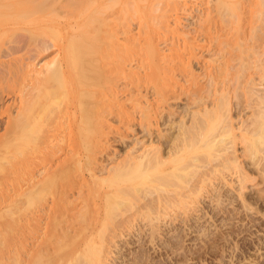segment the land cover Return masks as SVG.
<instances>
[{
  "label": "bare ground",
  "instance_id": "1",
  "mask_svg": "<svg viewBox=\"0 0 264 264\" xmlns=\"http://www.w3.org/2000/svg\"><path fill=\"white\" fill-rule=\"evenodd\" d=\"M216 1L217 4L214 7L218 14L220 13L217 19L221 17L219 20L216 19V22H220L222 29L227 31L229 26L236 24L234 29L239 34L245 25L250 27L253 23V17L246 20L240 17L243 9L242 5L246 2L253 4L259 0ZM178 2V0H0V118L5 113L7 115L5 120H0V130L2 131L0 132V160L7 158L9 162V168L4 166L1 171L6 174H16L18 171L26 169L25 164L20 162L19 155L32 154L36 149L35 147H40L38 145L40 141L37 142V137H35L36 129L39 128L40 131L47 130L46 132H48L49 125L53 124L49 120L52 119V116L45 118L43 114L50 116L54 113H62L57 120L61 121L62 119L63 121H59L60 125L65 122L63 126H65V129L71 128L72 133L74 132L72 135L77 132L76 138H71L70 142H68L67 137L63 138L68 148L70 147L74 152L71 159H69L70 164H67L69 168L67 165L64 166L65 172L70 173L73 167L77 171L82 170V174H80L82 180H79L78 184H75L77 183L75 180L74 184L72 183L70 186L74 194L78 192V197L67 201V203L69 202L67 206H69L66 209L70 214H65L69 217H66L67 220L72 218L83 220L85 225L81 224L80 220H76V222L73 220L75 222V224L73 223L74 227L78 222L82 226L77 224L76 227H83V230L80 228L82 231H78L79 228H75L79 233L76 232L75 235L72 232V235L71 231H74L72 225V228L68 227V229H71L69 232L68 229H65L62 234L52 236L49 241L45 240V242L38 244L32 234L33 230L30 231L29 229L27 231L25 227L26 221L30 222L33 216L26 215V217H22L18 223V228L15 229L19 237L18 242L16 241L14 253L16 264H176L177 258L181 259L180 256L189 261L196 251L185 245L184 242L186 237L195 231L193 230V224L189 223L191 222L189 220L193 219H190L191 213L197 212L198 214V212H203L205 209L201 205L202 196L209 193L208 196L212 201H216L213 208L214 214H211V212L209 214V211L206 210L203 212L205 215L209 214L212 219L221 213L222 215L224 213L230 215L231 213L235 215L234 217H236V214H240L238 208L229 209L226 205L223 206L227 199L234 197L230 195V190L225 189L224 186L237 190L238 196L247 206L243 194L247 188V182L255 179L252 176V172L255 170L253 168L248 169L247 163L242 162L241 157L243 155L239 153L237 145L239 143L245 144L246 152L244 154L254 160V163H252L255 166L261 163L258 158L264 157V155L259 156L261 152L264 153V67L261 71L260 78L263 80L261 84L254 82V77L249 78L253 83V86L247 91L248 98H250L251 115L246 118L242 117L236 123L232 113L234 109L231 104L232 99H229L231 96L226 94L227 89L224 88L226 84L225 86L222 85L223 88L221 87V89L220 84L214 82L216 83L213 86L215 91H208L209 95L213 96L215 92L219 91L220 93L221 91V97L217 93L219 98L212 97L214 100L212 102L208 101L206 100L207 97L202 94L203 86L197 88L193 93V95H197L196 98L193 97L195 100H192V104L189 103L190 108L193 110L188 109L177 121L179 110L172 108L173 106L167 108L165 104L163 105L169 95L166 85L171 87V83L166 79V72L162 71L163 67L160 65L159 58L162 54L156 46V42H154L155 36H152V33L157 32V29L162 27V22H168L170 16L168 12L176 7ZM212 17L209 14L208 18L212 19ZM136 18L140 19L141 24H143L140 26V30L146 34L148 33V35H143L141 31L139 35H133L129 33V30H124L127 33L126 40L129 41L123 43L124 41L122 42L117 38L119 36L115 25H128L131 20H136ZM159 24L161 25L159 26ZM21 30L29 33L27 39L32 44L39 42V36L41 39L42 37L44 39L45 37L50 38L47 39L51 41L52 46L59 48V55L56 58L43 61V65L40 64V69L37 68L34 61H31L33 57L28 60L24 57L25 54L18 56L17 48L20 46L17 47L15 44L16 47L13 45L15 48H12L6 43L12 41L14 36L19 33L18 31ZM20 36L22 35L20 34ZM20 36L18 34V37ZM103 36L109 39L111 45L110 43L107 44ZM7 37L8 41L5 43ZM21 39H17V41ZM114 39H116L115 44L117 46L113 45ZM42 41L45 42V40ZM102 41L103 44L105 41L107 46L111 47L109 48L111 51L119 50V46H123L128 51H126L127 53L136 50H139L140 53L141 51L148 52L155 59H153V65L150 67L143 65L145 68L148 67V71L143 74L138 73V71L136 73L133 70L127 72V68L122 67V65L113 67L108 60V56L113 53L103 52V49L106 51L108 48L103 47ZM44 42H42L43 45L39 43L41 48H38V44H36L38 48L36 50L40 54L49 48V44L44 45ZM183 46L188 52H192L193 46L187 43L182 45L184 49ZM3 57L8 59L3 60ZM28 57L30 59V56ZM170 57L173 59L175 56ZM176 58L182 62L185 59L182 54ZM241 66L243 67V65ZM247 67L249 68L246 65L245 69ZM172 69L175 71V66ZM120 74L133 80L131 83L140 92V89L144 87L143 84L152 82L159 95L156 102L149 100L147 106H144V103L139 106L140 102L139 105H136V108L137 106L141 107L140 112H142V115L137 122L144 127L143 137L136 138L133 142L124 138L123 142L126 143L129 150L123 154L122 158H113L111 160L113 166L109 167L99 163L96 153L101 149L100 147H103L104 134L110 133L112 130H105L106 125L102 124L106 120L105 112L104 114L99 113V109L98 112H95L96 109L94 110L92 106L94 104L96 108L99 105L101 107L106 97L111 99L112 96L117 94V89L105 82L111 83V80L117 75L116 78H119ZM167 78L170 79L169 76ZM170 81L172 80L170 79ZM134 92L138 93L135 89ZM211 92L214 94L211 95ZM217 94L215 95L218 96ZM9 95H13L15 98L11 103L6 104L5 96ZM142 95L139 98L144 97ZM210 96L209 98H211ZM133 97L131 95V99ZM237 104L241 106L242 103ZM126 114L124 112L121 115L124 119L123 122L127 123L126 128L135 130L133 128L135 123H132L128 116L126 118ZM165 125H168V128H161ZM112 126L110 124L106 128H112ZM174 128L175 130L171 131ZM163 129H169L170 131L165 132L166 130ZM156 131L158 132L156 133ZM118 133L121 132L118 130ZM125 133L123 132V135ZM90 146H93L90 149L91 151H88L90 153L83 154L82 149ZM201 149L208 150L211 155L220 156V160L216 162L214 157V159L211 157L199 158L197 154H195L197 158H190L192 161L188 160L187 155L189 156V152L193 151L195 153ZM83 155H86V160L82 159L84 158ZM66 160L64 161L66 162ZM212 162L215 163L212 164ZM62 164L64 165L63 161ZM207 169L211 170L210 173L213 175L228 170L232 179L222 175L224 186L211 181L212 189H210L207 180L211 178V174ZM262 170L264 171V169ZM53 173H47L38 184L34 182L30 183L31 185L29 184V189L24 193L28 198V202L35 201L34 196L31 194L34 189L36 190L35 187L39 183L41 187H49L50 189L54 179ZM196 176H198L197 183L194 180ZM233 176L235 177L233 178ZM68 183V185L71 184V182ZM65 187L67 188V183ZM86 187H88L87 190ZM70 189L67 188L66 191ZM15 197L14 194L2 195V198H0V213L9 210V206L16 205V201H12ZM9 200L12 202H9ZM16 208L14 207V210ZM24 210L26 208L22 209V211ZM96 214L98 217H96ZM180 214L185 216L182 217ZM230 217L233 218V216ZM251 218L254 219L253 216ZM252 219L249 221H252ZM94 221L95 225H92ZM88 222L91 224L88 226L91 227L90 233L87 234L84 228ZM181 222L184 226L181 225ZM108 225L114 226V229L116 227L122 228L118 229L119 233H114L117 234L116 236L112 233V230H114L112 228L110 231H112V238L113 235L115 237L113 238L114 241L111 239L112 242L104 244L108 238L105 237V239L102 235L107 233L105 232L107 229H111ZM104 229L106 230L104 231ZM81 232L86 234L83 235ZM2 233L3 229L0 230V240L5 232ZM102 237L105 239L104 242ZM65 240L73 242L72 246L76 244V247H73V256L67 253V255L61 254L58 257L56 255L51 258L53 248L61 246V242H65ZM263 242L262 240L258 247ZM58 243L60 244L58 245ZM135 243L139 244V250L135 253L133 251L132 258H129L125 254V248V251H123V247L126 244V246L132 248ZM181 249L184 250L183 254L179 252ZM71 251L73 250L71 249ZM154 253H157V255L165 254V257L162 256L161 259L158 256L159 259L155 260ZM166 255L168 256L166 257ZM3 258L4 255L3 257L0 256V260ZM49 258L51 260L45 262Z\"/></svg>",
  "mask_w": 264,
  "mask_h": 264
},
{
  "label": "rangeland",
  "instance_id": "2",
  "mask_svg": "<svg viewBox=\"0 0 264 264\" xmlns=\"http://www.w3.org/2000/svg\"><path fill=\"white\" fill-rule=\"evenodd\" d=\"M178 1H179L178 5L174 8H172L173 10L171 9L168 12V14L170 15L168 22H162L163 23V24L161 23L162 27L160 29H157L158 30L157 32L152 33V36H155L154 42H156V44H157L156 46L158 47L160 53L162 54L159 57L160 61H161L160 65L163 67L162 71H165L166 76L167 77L169 76V78L172 80V81H170V79H168L165 76L167 81H169L171 83V87L168 86L169 87L168 88L166 85V88L169 90L168 91L169 95L167 96V98H168L167 101L165 103H163V105L165 104V106H167V108L169 106H173L172 108L179 110L178 114H177V121H178L179 120L178 118L181 115L185 114V112L188 109H191L189 103L191 102V104H192L193 101L195 100L193 97L196 98L197 95H195V94L193 95V93H195V90L197 88L203 86L202 87V94L207 97L206 100L212 102L214 100L213 98H215V97L219 98V95H220V97L222 95L221 91H220V93H219V91H217V93H219V95L215 92V94H217L218 96H216L214 93H212L214 88H215L213 86H215L216 83H218V84H220L219 87L223 88L222 85L225 86V84H226L227 87L225 86L224 88L227 89L226 94L228 96H231L229 99L230 100L232 99L231 104H232V107L234 108L232 110L233 111L232 113L234 114L235 122L238 123L239 120L242 119V117L246 118L247 116L251 115V112H252L251 108L249 107L250 98H248L249 96L247 95V91L253 86L252 80L250 81V79H252L254 77L253 78V79H255L254 82H256L258 84L259 83L261 84L263 82L262 78H260V77H261V71L263 70V67H264V4H263L264 0H259L257 2H254L253 4L246 2L245 4L242 5L243 9L241 10L240 17L244 20H246L250 17H253L254 21H253V23H251L250 27H249V25H245V27L241 30V32L239 34L234 29V28H236V24L231 25V27L229 26L228 27L229 30L226 31V30L221 28L220 22H216V19L220 14V13L218 14V11L214 7L217 4L216 0H178ZM216 13H217V15H216ZM262 13H263V16H262ZM209 14L211 16H213L212 19L208 18ZM258 14H260V15L258 16ZM220 18L221 17H219V19ZM219 19H217V20H219ZM211 20H213V21H211ZM161 24H159V26ZM118 25H115V26H117V27H115V29L118 31L117 35L119 36V37H117V36L116 37L119 38L122 42L124 41L123 43H125V41H127V42L129 41V40H126V37H127V33L125 32L126 30L127 31L129 30L130 31L129 33H132L133 35L134 34L139 35L140 31L143 32L142 30H140L141 29L140 26H142L143 24H141L140 19H137V18H136V20L135 19L131 20V22L128 25H124V24H118ZM129 27H130V29H129ZM142 29L144 30V28H142ZM18 32H19L18 33L19 36H20V34L22 35V36H20V37H23L22 39L20 37H18V34H17L16 35L17 38H15L16 36H14L13 39L11 38L12 41H8V37H7V40L5 41V43L8 41V43H6V44H8L9 47H12V48L16 47L15 44L17 45V47L20 46L21 48L20 47L17 48V50H18L17 55L22 56V54L23 55L25 54L24 57L28 58V60H31L33 57V60H31V61H34V63H36L38 69H40L39 68L40 64L42 66L43 65L42 63H44L46 60L56 58L59 55V51H60L59 48L57 46H52L51 41L48 40L50 38L47 37L48 38L47 39L45 37V39H44L42 37V39H41V37L39 36V38H40L39 42H36V44H38V48H41L40 44L42 42H44V41L41 42V40H45L44 45L49 44V48L40 54L36 50V49H38L36 47V44H32L30 42V40L27 39V38H29V36H28L29 33L25 32L23 30L18 31ZM142 34L145 35L146 33L143 32ZM147 35H148V33L146 34V36ZM253 35H254V37H253ZM225 36H227V37H225ZM11 39H9V40H11ZM17 39H21L20 41L18 40L20 42L19 44L17 43L18 42ZM103 39H105L107 44L110 43V45H111V42L108 41L109 40L108 38L103 36ZM115 40L116 39L113 40V42H114L113 45L117 46L115 44ZM13 41L15 42L14 44H13ZM105 41H104V44L102 41V44H103V47L106 49L108 48V50L104 51L105 49H103V52L104 53H111L112 52L114 54V55L112 54L111 56L110 55L108 56V60L112 63L113 67L114 66L116 67L118 65L119 66L122 65V67L127 68V72L133 70L134 72L136 71V73L138 71V73L143 74V73H145V71L146 72L148 71V67L145 68L143 65H146L149 67L151 65H153V62L155 59L151 56L150 53L148 54V52H144V51H141V53H140L139 50L127 53L128 51L123 46H119V48H120L119 50L121 52L119 50L111 51L109 49L111 47H108ZM185 43L193 46V48L191 50L192 52H188V50L184 46H183L184 49L182 48V45H185ZM13 45L15 47H13ZM42 45H43V43H42ZM5 52H3V53H5ZM171 54L173 56H175L174 57L175 59L174 58L172 59V57H170V56H172ZM180 54H182V56L184 55V57H185L183 62L180 61L178 58H176ZM148 55H149V57H148ZM28 56H30V59ZM189 56H191V57H189ZM141 58H143V59H141ZM169 58H170V61H169L170 63L168 62ZM2 59L7 60L8 58L3 57ZM171 59H172V62H171ZM241 63H243V64H241ZM245 64L247 66H249V68L247 67L245 69V66H246ZM241 65H243V67ZM173 66H175V71L173 69L171 70V68ZM240 67H242V68L240 69ZM192 70H193V75L191 76ZM149 71H150V69H149ZM195 74L197 77L194 76ZM220 74H221V76H220ZM119 76H120L119 78H116V77H118V75H117L114 79H112L111 83L110 82L108 83V81L105 82L110 86L111 85L114 86V88L117 89V92H116L117 94L112 96L111 99L106 97L105 102L101 105V107L99 105V107L97 106L98 108H96V106H94V104H93V106L91 105L94 108V110L96 109L95 112L96 111L98 112V109L100 111L99 113L104 114V112H105V117H106L105 121L106 122L103 121L102 124L106 125L105 130H107V131L112 130V132L104 134L105 138L102 141L103 147H100L101 149H99V151L96 153V156H97L99 163L100 164L103 163V165L109 166V167L113 166V164H112L113 162H111V160H113V158L114 159H116L118 157L122 158L123 154L129 150V147L126 145L125 142H123L124 138L127 141L133 142L136 138L143 137L144 127H142V125H140L137 122L140 120L141 115H142V112H140L141 107H139V106L143 105V103H144V106H147V103L149 100H151V102L153 100L156 102L157 98H158L157 96L159 95V93L156 92V90L154 88V84H152V82L147 83L148 85L143 84L144 87L142 86L143 88L140 89L141 90V92H140L131 83L133 80L128 79L126 77H123L121 74ZM193 77H196V78H193ZM214 77H215V79H214ZM222 80H225V81H222ZM214 82H216V83H214ZM221 82H223V83H221ZM198 83H199V85H198ZM134 89L138 93L134 92ZM204 90L207 92L205 93ZM130 91H132V92H130ZM208 91H212L211 95H213V94L214 95L210 96ZM225 92H226V90H225ZM241 92H242V94H241ZM136 94L138 97L136 96ZM138 94H141L142 96H144V97H142L143 99L139 98V96H141V95H138ZM239 94H241V96H239ZM131 95H132V97L134 96L132 98L133 100L131 99ZM209 96L211 98L213 97L212 100H211V98H209ZM243 96H244V98H243ZM14 98L15 97L13 95L5 96L6 104H8L9 102L11 103L14 100ZM128 99H131V100H128ZM136 99L138 101L134 102V100H136ZM140 100H142V101H140ZM240 102L242 103L241 106H239L237 104ZM134 103H136V104H134ZM108 105H109V107H108ZM136 105H139V106H137V108H136ZM191 110H193V109H191ZM37 111H39V110H37ZM124 112L127 113L126 118L128 116L129 119L131 120V122L135 123V125L133 127L135 130L126 128L127 123L123 122L124 119L121 117V115H123ZM61 114L54 113V115H50V116L49 115L45 116V114H43V116L45 118H50L52 116L53 120L51 118L49 120H51L53 124L49 125L51 128L49 127L48 132H46L47 130L46 131L45 130L40 131L39 128L36 129L35 137H37V140H38L37 142L40 141L38 144V145H40V147H35L36 149L34 148L35 149V151H33L34 153H32V154L26 153V155L24 153V155L23 154L19 155L20 162L25 164L26 169H22V170L18 171V173H16V174H12V173L6 174V173L1 171V168H3L4 166H5V168H9L8 159L5 158L3 160L2 159L0 160V187H1L0 188V198H2V195H4V194L5 195L6 194H8V195L14 194V197L16 196L14 199H12V201H16L15 202L16 205H13L11 207L9 206L8 207L9 210L7 209L8 211L5 210L2 213H0L1 214L0 215V230L2 231V229H3V233L5 232L4 234L2 233L4 236H2V238L0 240V256L3 257V255H4V258L2 259L4 262L2 260H0V264H16L17 263L15 260V254L14 253H15V248H16V244L18 242L19 237H18L17 232H16L17 230L15 231V229L18 228L17 226H18L20 219L22 217H26V215H28V216L32 215L33 216L32 220L30 222L26 221L25 227H26L27 231L29 229H30V231L33 230L32 234L36 238L35 241L38 244L45 242V240L49 241L52 238V236L54 237L57 234L58 235L62 234L63 232H65V229L66 230L68 229V227L72 228V225H73L72 229L74 231H71V234H72V232L75 234L76 232L83 230L82 229L83 227L82 228L79 226L76 227L77 224H79V225H81L82 223L84 224L83 220L82 221H81V219L77 220L76 218H74V219L72 218V219L67 220V218H69L68 215L70 214V213L68 214V210L66 209L69 206V205L67 206V204H69V202L67 203V201L74 200L75 197H78V192L76 194H74L73 193L74 191H71L70 186L72 185V183L74 184L75 180L77 182L75 184H78V181L82 180V176L80 175V174H82L81 173L82 170L77 171L76 169H74V167H73L74 164H73L71 166V168L73 167L72 171H70V173L65 172L64 166H66L67 164H70L71 161L69 159H71L72 154H74V152L72 151V149L70 147L68 148V145H66L67 143L65 144V140L63 138L67 137L69 139V140L67 139L68 142H70L71 138H76L77 132H75V134L72 135L74 133V132L72 133L73 130L71 128L65 129V126H63V123L65 125V122H62V124L60 125V122L63 120L61 119V121H60V120H57V118L59 119L58 116H60ZM6 118H7V115L5 113L3 116H1L0 120H2V119L5 120ZM57 121H58L59 125H58ZM110 124L113 125L112 128H106L107 125H110ZM165 127L168 128V125L167 126L165 125L161 128H165ZM118 130H119V132L122 133V135H121V133H118ZM163 130H166L165 132H167L169 129H163ZM173 130H175V128L172 129L171 131H173ZM0 132H2V131L0 130ZM123 132L124 133L126 132V133L123 135ZM157 132L158 131H156V133ZM136 134L137 135L139 134V135L137 136ZM106 136L109 138H107ZM107 144H108V146H107ZM105 145L107 146V148ZM47 146H49V147H47ZM93 146H95V145H93ZM93 146L86 147V148L84 147L82 149L83 154L87 155L88 153H90L88 151ZM237 147L239 148L238 149L239 153H241L243 155V157H241L242 162L247 163L246 165H247L248 169L253 168L255 170L252 172V176L255 179L247 182V188L244 190V194H243V196L246 198L247 206L244 205L242 199L238 196L239 193L237 190L231 189L228 186H226V187L224 186V184L222 182L223 177H221L222 175L227 176V178H229V179H232V176L229 175L230 172L228 170L223 171V173H221V174H220V172H218V173H215L213 175L210 173L211 170L209 171L207 169L208 172L211 174L210 175L211 178L209 180H207V181H209V182H207V184H210L209 188L212 189L211 181H214L217 184H219V185L221 184V186H224L225 189H229L230 195L231 196L233 195L234 197H232L231 199H227L224 202L223 206L226 205L229 209L238 208V210L240 211V214L238 213V214H236V217H234L235 215H232L231 213H230V215L225 214V213H224V215H222V213H221L220 215L218 214L214 217V219H212L209 214H210V212H211V214L215 213L213 208L215 206L214 203L216 201H212L210 196H208V195H210L209 193H208V195L205 194L204 196H202L203 198H202V204L201 205H202V207L205 208L203 210V212H205V210H206V211H209V214L205 215L202 211L198 212V214H197V212L192 211L193 213H191L190 219L191 218H193V219L189 220V221H191L189 223L193 224V230H195V231H193L191 233V235L187 236L188 238L186 237V240L184 242L185 245H188V247H192L194 249V251H196V252L193 251L194 256L189 261H187V259H184L182 256H180L181 259L177 258L178 260H177L176 264H264V259H263L264 258L263 257L264 256V242L260 247H258L259 244L262 242V240L264 241V207H263V205H264V171L262 170V169H264V157L263 158L259 157L258 161H260L261 163L259 165L255 166L253 164L254 160L251 159V157L244 154V152H246L245 151L246 150L245 144L239 143L237 145ZM207 151L208 150H206V149H201L200 151H196L195 153L193 151H191V152H189L190 153L189 156L187 155V158H188V160L192 161L191 159H194V157H196L195 154H197V156H199V158H209V157L213 158L214 157L215 158L214 161L218 162V160H220V158H221L220 156L211 155V153L209 151L208 152ZM86 155H83V157H84V158H82L83 160L87 159L85 157ZM190 155H191V157H190ZM192 155H193V157H192ZM261 155H264V153L261 152L259 154V156H261ZM217 157H219V158L216 159ZM120 158H118V159H120ZM66 159H68V160H66ZM64 160H66V162ZM62 161H63L64 165L62 164ZM255 161H257V160L255 159ZM214 163L215 162H212V164H214ZM67 167H68V165H67ZM46 172L51 173V174L54 172L53 173L54 179H53L52 185L50 186V189H49V187L48 188L41 187V185L39 183L40 186L37 185V187H35L36 190L34 189L33 190L34 193L32 192V194H31L34 196L35 201L28 202V198L24 193L29 189V184L33 183V182L35 184H38V182L40 180H42L47 175ZM196 177H197V179H196ZM196 177L194 180H196L195 182L197 183L198 176H196ZM207 177L209 178V176H207ZM234 177L235 176H233V178ZM31 178L32 179L34 178V179L32 180ZM69 179H70V181H68ZM68 182H71V184L68 185L69 184ZM66 183H67V188L70 189V190H67L68 192L66 191L67 188L65 187ZM87 189H88V187H86V190ZM65 191L67 192L66 195H65V193H66ZM71 194H72V196H71ZM41 199H42V201H41ZM59 199H60V201L58 202ZM10 201L11 200H9V202ZM14 207L15 208L17 207V208L14 210ZM23 208H26V210L22 211ZM249 209H250V211H249ZM65 213H67L68 215ZM202 213H203V215H202ZM246 213H249L250 215L246 214ZM184 216H182V217H184ZM230 216H233V218ZM251 216H253L254 219H252ZM96 217H98L97 214H96ZM242 219L244 220V222ZM251 219H252V221H249ZM73 220L75 222H76V220L77 221L80 220L79 222H81V224L77 222V224L74 227L75 222ZM71 222H72V224H71ZM254 223H256V224H254ZM69 224H71V226H69ZM89 224L90 223L88 222V224H86V226L84 228L86 230L85 232L87 234L90 233V227L91 226L89 227L88 226ZM92 225H95V221H94V223L92 222ZM181 225L184 226L183 223ZM111 226H109L111 228L109 230L104 229V231L106 230L105 232H107V233H103L102 236H104V238L105 237L108 238L107 241H105L106 238L104 239L102 237L104 239L102 241L103 242L105 241L104 244L105 243L108 244V242L110 243V242L114 241L113 240V238H115L114 233H119L118 229L122 228V227H119V228L116 227L115 229H117V230H115L114 226L113 227H111ZM92 227H94V226H92ZM179 227H180V225H179ZM75 228H77V229L79 228V230L76 231ZM80 228L82 230H80ZM112 228L114 230H112ZM145 228H147V227H145ZM182 228H184V227H182ZM70 230L71 229H68L67 231L69 232ZM110 230H112L113 232ZM115 231H117V232H115ZM191 231H192V229H191ZM83 232H81V233L83 234ZM111 232L114 234L113 238H112ZM82 234H81V236L83 237V235H85V234H83V235ZM260 238H261V241H260ZM74 239H76V238H74ZM111 239H112V241H110ZM117 239H118V237L116 238V240ZM1 243H3V244H1ZM59 244L60 243H58V245ZM72 244H74V243L71 241L69 242L67 240H65V242H61V246L59 245V247L53 248L54 252L52 251L51 258L55 257L56 255L58 257L61 254L67 255V253L72 255L74 252L73 247L76 245L75 244L72 246ZM137 244L138 243H135L134 245H132V248H131V246H126V244L124 245L123 251H125V249H126V251H125L126 256H128L129 258H132L133 251L135 253V252H137V250H139V244H138V246H137ZM135 246H137V247H135ZM127 248H128V251H127ZM257 248L260 250L258 251ZM60 249H62L63 251H61ZM71 249L73 251H71ZM183 251L184 250L181 249L179 252H181L183 254ZM129 253H130V255H129ZM168 255H166V257ZM154 256L156 258L155 260H157L159 258L162 259L163 258L162 256L165 257V254L164 255H157V253H154ZM158 256H159V258H158ZM50 260L51 259L49 258L45 262L50 261Z\"/></svg>",
  "mask_w": 264,
  "mask_h": 264
}]
</instances>
